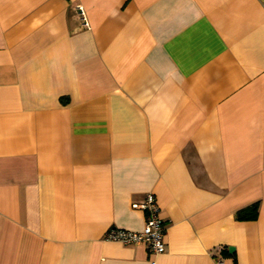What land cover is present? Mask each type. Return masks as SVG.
<instances>
[{
    "label": "crops",
    "instance_id": "0c3cea01",
    "mask_svg": "<svg viewBox=\"0 0 264 264\" xmlns=\"http://www.w3.org/2000/svg\"><path fill=\"white\" fill-rule=\"evenodd\" d=\"M149 192L164 251L106 240ZM216 257L264 264V0H0V264Z\"/></svg>",
    "mask_w": 264,
    "mask_h": 264
},
{
    "label": "built area",
    "instance_id": "2783aa9c",
    "mask_svg": "<svg viewBox=\"0 0 264 264\" xmlns=\"http://www.w3.org/2000/svg\"><path fill=\"white\" fill-rule=\"evenodd\" d=\"M78 17L83 26H88L86 11L83 6L76 7ZM133 208L142 210L144 214V225L140 231H132L123 228L111 227L105 234L106 240L118 241L121 243H145L148 245L153 255L161 254L164 251V225L159 215V207L156 197L149 192L141 202L132 203ZM217 250H221V246H216ZM155 263L154 260L151 262ZM215 264H224L222 258L216 257Z\"/></svg>",
    "mask_w": 264,
    "mask_h": 264
},
{
    "label": "trees",
    "instance_id": "16d2710c",
    "mask_svg": "<svg viewBox=\"0 0 264 264\" xmlns=\"http://www.w3.org/2000/svg\"><path fill=\"white\" fill-rule=\"evenodd\" d=\"M258 203L253 202L247 206L239 208L236 211V217L238 219H254L257 216Z\"/></svg>",
    "mask_w": 264,
    "mask_h": 264
},
{
    "label": "water",
    "instance_id": "95a60500",
    "mask_svg": "<svg viewBox=\"0 0 264 264\" xmlns=\"http://www.w3.org/2000/svg\"><path fill=\"white\" fill-rule=\"evenodd\" d=\"M232 250H233V247L230 246V247H229V251H232Z\"/></svg>",
    "mask_w": 264,
    "mask_h": 264
}]
</instances>
